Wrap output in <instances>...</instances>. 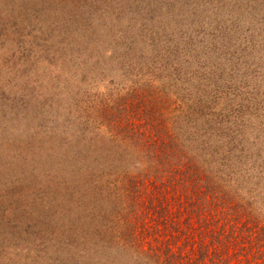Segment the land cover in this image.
<instances>
[{
	"label": "trees",
	"instance_id": "obj_1",
	"mask_svg": "<svg viewBox=\"0 0 264 264\" xmlns=\"http://www.w3.org/2000/svg\"><path fill=\"white\" fill-rule=\"evenodd\" d=\"M142 2L0 0V33L46 20L64 66L80 51V83H120L80 91V140L36 83L0 87V124H30L0 143V264H264V109L196 55L202 5L264 17V0ZM11 91L33 118L6 120ZM78 146L73 172L48 160Z\"/></svg>",
	"mask_w": 264,
	"mask_h": 264
},
{
	"label": "rangeland",
	"instance_id": "obj_2",
	"mask_svg": "<svg viewBox=\"0 0 264 264\" xmlns=\"http://www.w3.org/2000/svg\"><path fill=\"white\" fill-rule=\"evenodd\" d=\"M139 1L141 2L142 0ZM143 1V5L147 6V2L149 3L152 0H148L147 2L145 0ZM207 7L208 6L202 5L200 7L202 12L199 11L197 13L203 14V19L199 20V22L202 23V21H205V24L200 30L204 28L205 32H210V36L212 37L209 41L206 40L209 46L199 44L200 41L197 44L201 51L199 50L196 55L204 59L201 64L205 65L207 63L208 68H210L212 64H215L214 66L218 68L217 72L220 76H224L228 79V81H226L231 88H234L236 92H254V95L256 94L259 98L257 102L259 105L258 107L264 109V17H262L261 12L263 9L248 7L244 10L242 8L226 7L225 5H209V7ZM204 11L206 14L203 13ZM0 13L2 20L9 18L8 15L3 13L2 8H0ZM13 16L16 17L15 14ZM13 19L12 21L14 22ZM6 20L8 21V19ZM12 21L9 20V26L3 31L4 33H0V87H3L6 83L7 86L12 83L22 86L27 82H30L32 85L36 83L39 90L41 88V90L47 91V100L53 101L56 107L65 106V108L63 107L61 109V112L65 114V118L68 117V119H66V124L65 121H63L64 123L62 122L63 127L65 125V134L69 139H75L77 137V139L80 140V91L86 89L88 93L94 94L93 91L97 90L98 87L101 89L103 86H111V84L118 85L120 83L117 84L115 78L112 80L113 83L110 81L107 83L106 78L103 77L96 78L94 85H84L82 82L80 83V51L75 53L71 57L70 63L64 66L60 59V55L63 53L61 47L64 43L58 41L56 35V33H58L57 31L53 32V30L50 29L45 30L47 29L46 20H43L45 26L43 24H37L36 21H34L33 23L36 26H32L33 28L29 26L26 28L23 27L25 24H30V26L33 25V18L29 19L28 17L26 20H23L24 23L20 19L16 20L14 23ZM162 21L164 24L168 23L171 26V21L169 19L163 18ZM41 25L43 28L42 32L45 30L46 33L43 35V38L39 40V38H35V35L40 33L37 32L38 30H36V28L38 29V26H40V30ZM150 27H152V24H150ZM18 29L22 31L14 32V30L18 31ZM50 32L54 33V37L50 35ZM74 35L75 34L71 33L68 37L74 39ZM78 38L80 39V37ZM192 40L194 42L195 38L193 37ZM47 41H50L52 45ZM189 42L190 39H187V45H190L191 42ZM44 46H48L46 51L42 48ZM189 67V72L192 74L196 72L198 68V66L195 65H190ZM259 75H261L263 79L258 80L257 77ZM80 84L82 85L81 88ZM231 90L232 89H228V91H226L229 93ZM10 93V95L4 97L3 109L5 108L4 113L6 120H8L11 125L12 123L15 125V122L19 121L20 118L25 117V121L26 117L33 118L31 111L23 115L24 111L21 105H19V102L12 100V103L15 102L16 105L14 108L10 105L12 95L14 94L13 91ZM240 99L245 105L244 99L242 97H240ZM31 103L35 104L36 100L34 99ZM9 106H11V110ZM34 107V105L31 106V108ZM69 107L72 109L71 112L69 111L70 114L67 112ZM249 107H251V105ZM2 117L3 116L0 115V122ZM35 118V125L32 126V128H35L41 116L38 115ZM24 125L25 123L20 122L15 126L14 132H12L13 127L0 124V143H3L5 140V138L3 139V137H5L4 135L13 133L10 137L15 138L12 143L17 147L18 140L16 137L18 138V135L16 133L26 129L30 124ZM57 137L59 138L56 134V138ZM2 151L4 150L2 149ZM77 157L80 158L79 146L71 152H69V148H67L64 156L61 154L55 156V158L54 156L47 158L50 163L54 162L56 166L60 164L64 166V168L68 167L71 169V172H73V168L74 170L75 167L80 168V160L77 159ZM20 160L19 157H12L11 164ZM8 164L9 159L5 160L4 167ZM16 165L17 163L14 166ZM7 175L10 177V171L7 172Z\"/></svg>",
	"mask_w": 264,
	"mask_h": 264
}]
</instances>
